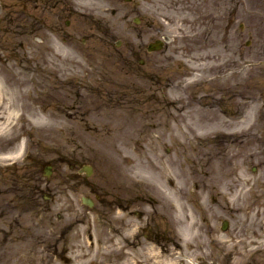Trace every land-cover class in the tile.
<instances>
[{
	"label": "rangeland",
	"instance_id": "1",
	"mask_svg": "<svg viewBox=\"0 0 264 264\" xmlns=\"http://www.w3.org/2000/svg\"><path fill=\"white\" fill-rule=\"evenodd\" d=\"M0 75V264H264V0H0Z\"/></svg>",
	"mask_w": 264,
	"mask_h": 264
},
{
	"label": "bare ground",
	"instance_id": "2",
	"mask_svg": "<svg viewBox=\"0 0 264 264\" xmlns=\"http://www.w3.org/2000/svg\"><path fill=\"white\" fill-rule=\"evenodd\" d=\"M7 68L11 74H14L12 69L9 67ZM12 77H15L17 82L21 83L18 76ZM25 81L26 80H22V82ZM7 85L5 76L0 75V140H12L19 138L20 133L16 132L19 127V120L22 118V124H25L28 120L27 115L22 112L21 104H19L18 101L20 95L25 96V99L31 100L32 106L35 104L32 100L34 99L35 101H38L39 99V97L34 93L27 94L24 90L19 93L18 90L17 92L11 90ZM41 115L44 116L43 114ZM21 138L22 137H20L19 141L17 140L18 143L13 147L8 148L5 151H0V163L20 157L19 153L22 150L23 145Z\"/></svg>",
	"mask_w": 264,
	"mask_h": 264
},
{
	"label": "flooded vegetation",
	"instance_id": "3",
	"mask_svg": "<svg viewBox=\"0 0 264 264\" xmlns=\"http://www.w3.org/2000/svg\"><path fill=\"white\" fill-rule=\"evenodd\" d=\"M66 25H69V23H70V20H66ZM159 39V38H158ZM157 38L156 39H154V40H152V41H150L149 43H148V45H147V49H150V47H151V45L152 44H154L155 42H157V40H158ZM172 39V38H171ZM248 43H250V40L248 41ZM169 43H164L163 44V46H162V48H164L165 46H167ZM161 50V49H160ZM83 199V198H82ZM131 199H132V197H131ZM227 222V221H226ZM227 227H228V222H227ZM226 227V228H227Z\"/></svg>",
	"mask_w": 264,
	"mask_h": 264
}]
</instances>
